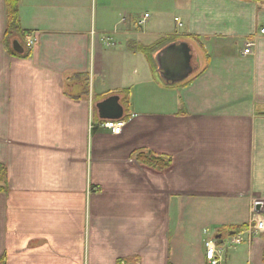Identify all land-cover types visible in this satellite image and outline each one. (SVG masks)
<instances>
[{
    "label": "crops",
    "instance_id": "0c3cea01",
    "mask_svg": "<svg viewBox=\"0 0 264 264\" xmlns=\"http://www.w3.org/2000/svg\"><path fill=\"white\" fill-rule=\"evenodd\" d=\"M130 2L20 0L37 41L18 58L0 0V262L210 264L213 242L220 264H264V233L231 242L264 202V0H154L142 26ZM167 37L191 57L171 85L163 50L158 69L138 50ZM113 95L129 116L119 135L96 122Z\"/></svg>",
    "mask_w": 264,
    "mask_h": 264
},
{
    "label": "trees",
    "instance_id": "16d2710c",
    "mask_svg": "<svg viewBox=\"0 0 264 264\" xmlns=\"http://www.w3.org/2000/svg\"><path fill=\"white\" fill-rule=\"evenodd\" d=\"M19 1L20 0H6V7H7V15H8V28L6 32L5 37V45L7 47V50L10 52L11 55L16 56L18 58H27L30 56V50L25 48V38L28 35V32H25L21 29L20 25V17H19ZM245 2H253V3H259L263 0H241ZM173 37H167L163 40H161L159 43H157L155 46L150 48H138L139 51L144 53L150 60L151 65L153 68H157L156 62L153 60L152 56H154L155 53H159L160 51L164 50L165 48H168L172 46L173 44ZM18 42L20 46L23 48V53H18L14 49V43ZM167 83V82H166ZM171 85V83H167ZM125 95V105H128V91L122 92ZM121 93V94H122ZM115 96V95H113ZM129 116H126L122 118L119 121H127ZM100 119V118H99ZM97 119L96 122L100 121V123L106 122L105 120H99ZM135 159L137 162L151 167L157 171H165L171 164V160L167 156H161L152 154L149 152L141 151L136 152ZM0 183L4 185V187H7V170L4 166L0 165ZM3 191H6L4 188L1 189ZM243 227L237 228V231H242ZM3 260L0 262V264H3Z\"/></svg>",
    "mask_w": 264,
    "mask_h": 264
},
{
    "label": "water",
    "instance_id": "95a60500",
    "mask_svg": "<svg viewBox=\"0 0 264 264\" xmlns=\"http://www.w3.org/2000/svg\"><path fill=\"white\" fill-rule=\"evenodd\" d=\"M14 49L18 53H23V48L18 42L14 43ZM156 59L162 78L167 83L177 84L183 82L192 73L190 50L186 44L179 47L172 45L158 54ZM97 110L101 120H120L124 116V107L120 102V97L116 95L98 103ZM255 211L264 215V202L258 203Z\"/></svg>",
    "mask_w": 264,
    "mask_h": 264
},
{
    "label": "built area",
    "instance_id": "2783aa9c",
    "mask_svg": "<svg viewBox=\"0 0 264 264\" xmlns=\"http://www.w3.org/2000/svg\"><path fill=\"white\" fill-rule=\"evenodd\" d=\"M148 18H149L148 14H146L143 19L137 18L138 25L142 26L144 24L145 20H147ZM126 21H127V19L124 18L122 22L126 23ZM176 21H179V20H176ZM260 35L264 36V28L261 29ZM36 41L37 40L33 36H26V39H25L26 48L31 49L35 45ZM102 41L108 47L113 46L112 39L109 36H103ZM254 46H255V42L249 41L246 45V48H245L243 54L245 56L252 55V53H253L252 51H253ZM100 125L105 127V128L112 130V132L115 135H119V134H121V131H122L125 123L123 121H119V120H114V121L111 120V121H106V122H104V124L102 123ZM258 203H263V202H258ZM258 203H256L254 205L253 217H252V220H251L249 227H248V230H247V234H248L247 238L243 237L240 234L235 235L231 238V242L233 245H241L245 242H250L254 237H257V236L264 233V215L258 214L255 211V207ZM216 252L217 251H216L214 243L208 242L207 243V259L210 262V264H220V259H217V253ZM120 264H128V263L122 262Z\"/></svg>",
    "mask_w": 264,
    "mask_h": 264
},
{
    "label": "rangeland",
    "instance_id": "374dc122",
    "mask_svg": "<svg viewBox=\"0 0 264 264\" xmlns=\"http://www.w3.org/2000/svg\"><path fill=\"white\" fill-rule=\"evenodd\" d=\"M154 0H131L130 2V5H131V10H129L130 12H133L135 11V13H133V16L134 18H139V17H143L144 16V13L146 12H151V13H154L153 11V6H152V3H153ZM99 4V3H98ZM133 6V7H132ZM164 12L166 13V10L162 9V10H159V12ZM98 12H99V9H98ZM170 12V11H169ZM107 17H108V14H106ZM162 15L161 19H164L163 15H166V14H160ZM105 14H100L99 13V17H104ZM172 17H175L177 16L176 14H171Z\"/></svg>",
    "mask_w": 264,
    "mask_h": 264
}]
</instances>
